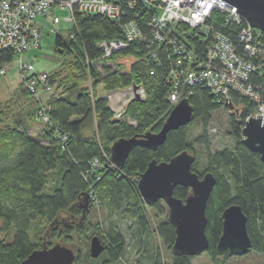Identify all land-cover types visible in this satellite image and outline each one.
Returning a JSON list of instances; mask_svg holds the SVG:
<instances>
[{
	"label": "trees",
	"instance_id": "trees-1",
	"mask_svg": "<svg viewBox=\"0 0 264 264\" xmlns=\"http://www.w3.org/2000/svg\"><path fill=\"white\" fill-rule=\"evenodd\" d=\"M75 15L76 21L67 37L59 33L55 39L61 63L59 69L49 71L53 90L46 98L52 124L46 123L42 135L33 136L20 124L1 125L3 110L0 109V232L12 234L8 240L2 238L0 264H19L34 249L49 247L46 237L43 241H34L30 236L31 223L39 216L48 224L47 234L53 230L55 235L73 240L74 233L82 228L76 219L81 216L83 222L86 217L82 197L91 191L110 211L132 212L146 228L144 199L131 177L141 175L152 159L169 160L185 149L194 151L189 123L199 121L207 126L217 110L222 107L230 110L227 102H220L210 88L201 84L191 86L193 92L188 100L193 117L187 125L171 130L165 143L157 147L134 145L123 164L113 163L111 146L117 139L149 130L158 131L162 127L172 108L168 100L173 88L170 66L165 59L160 65L148 54L146 47L138 43L103 58L98 43L103 39L123 38L121 26L103 14L76 11ZM227 31L238 41L233 27ZM256 31L264 37V31ZM125 57L134 58L130 68L123 62L115 66L104 64L101 69L97 66L107 59ZM13 59L11 49L0 48V63ZM254 80L264 91V65L258 69ZM99 84H103L106 91L133 85L144 88L145 97L131 99L122 113L135 120L136 125L123 118L114 120L116 113L110 107L108 97L96 92ZM22 87L36 103L35 97ZM231 99L237 108V111L230 110L229 117L233 146L210 151L207 167L202 171L195 169L198 157L192 152L197 157L194 169L200 175L212 171L217 177L206 210L210 245L199 256L177 254L173 250L170 264H193L194 258H197L196 264H223L234 256L220 254L217 250L223 227L222 213L233 203L240 204L247 215L252 240L250 252L261 254L264 264V161L259 152L243 143L241 132L247 114L254 107L251 101L236 93ZM32 111L39 118L38 104ZM61 134L68 138L62 140ZM201 136L197 140H201ZM94 158H99L101 164L91 170ZM56 168L60 171L59 184L51 193H45L48 175ZM190 190V187L178 185L174 194L185 199ZM166 205L164 200H158L150 206L160 216ZM91 206L90 202L87 212ZM168 215L163 216L157 230L165 244L173 249L176 229ZM100 237L106 246L100 257L92 258L87 251V261H81L77 255L74 264H123L119 260L126 250L122 231L110 229L108 235L100 234ZM90 238L88 235L87 239ZM150 261L149 264H165L159 252H152Z\"/></svg>",
	"mask_w": 264,
	"mask_h": 264
},
{
	"label": "built area",
	"instance_id": "built-area-1",
	"mask_svg": "<svg viewBox=\"0 0 264 264\" xmlns=\"http://www.w3.org/2000/svg\"><path fill=\"white\" fill-rule=\"evenodd\" d=\"M57 8L68 9L65 20L73 23L76 11L103 14L119 23L123 38L98 43L103 58L138 43L160 65L165 59L173 81L168 95L172 107L189 98L191 86L201 84L220 102H227L226 98L232 102L234 93L251 101L254 108L246 120L264 116V91L254 80L264 65V37L237 6L225 0H0V48L11 49L18 58L21 79L37 100L38 115L44 123L52 124L45 98L53 90L50 72L36 70L24 56L40 46L43 19L55 25L52 31H59ZM230 27L237 31L238 41L228 33ZM9 70V62L0 63V75ZM141 92L145 95L144 88ZM60 137L64 141L68 138L66 134ZM91 164L95 170L101 163L94 158ZM140 178L131 177L137 185ZM90 196L94 202L98 199L93 191Z\"/></svg>",
	"mask_w": 264,
	"mask_h": 264
},
{
	"label": "water",
	"instance_id": "water-1",
	"mask_svg": "<svg viewBox=\"0 0 264 264\" xmlns=\"http://www.w3.org/2000/svg\"><path fill=\"white\" fill-rule=\"evenodd\" d=\"M235 6L246 20L255 28L264 31V0H225ZM140 85H133V98L143 99ZM227 99L230 110H236ZM193 117V108L187 98L181 99L171 108L162 127L158 131H147L131 137H121L111 146V160L121 165L128 157L134 145L157 147L165 143L168 133L187 125ZM118 121L119 118H115ZM242 141L251 150L259 152L264 161V116L254 115L247 119L242 127ZM196 155L188 149L174 155L169 160L152 159L139 181V192L148 205L164 200L169 208V220L176 229L173 250L177 254L199 256L210 245L207 235L209 218L206 210L211 193L217 183L212 171L200 175L193 167ZM190 187L185 199L175 196L176 186ZM88 193L82 197L84 216L89 208ZM222 233L217 242L220 254L230 253L241 256L252 250V240L248 231V217L238 203L227 206L223 213ZM2 236L0 232V243ZM106 246L101 237L93 235L89 243L90 255L98 258ZM77 253L71 247L56 243L50 247L34 249L19 264H74Z\"/></svg>",
	"mask_w": 264,
	"mask_h": 264
},
{
	"label": "rangeland",
	"instance_id": "rangeland-1",
	"mask_svg": "<svg viewBox=\"0 0 264 264\" xmlns=\"http://www.w3.org/2000/svg\"><path fill=\"white\" fill-rule=\"evenodd\" d=\"M57 14L61 18V21L57 25L59 31H52L51 29L56 28L55 25L51 20L43 19L44 26L42 28L40 46L29 50L24 56L25 59L35 64L36 70L55 71L60 68L61 56L56 51L55 39L59 33L67 37L69 30L73 26V22L65 20V17L69 14L68 9L57 8ZM133 61V57H125L118 60L107 59L97 63V66L101 69L104 64L115 66L117 63L123 62L127 68H130ZM18 64V58H14L9 62L10 70L4 75H0V109L3 110V122L1 125L15 126L20 124L21 128L26 129L33 136L42 135L46 123H44L39 116V118H37L33 115L32 109L37 106L38 102L34 99L36 104L28 93H24L22 87L24 84L21 79ZM119 91H128L130 95L132 94V86L106 91L104 85L99 84L96 92L98 95H106L109 99L110 107H116L118 109L114 110L112 108L117 118L126 119L128 122L136 125L135 120L127 116H122L127 105H123V101L120 102L116 98L117 92ZM46 95L47 97L49 96L48 94ZM230 114V110L222 107L214 113L211 122L207 126L202 125L199 121H192L189 123L188 132L190 140L194 145V151L192 152L198 157V161L195 164L196 170L202 171L207 167V157L210 151L213 152L220 148L233 146L234 137L230 132L229 125ZM205 130L206 132L204 133ZM200 136L202 137L200 138L201 140H197V137ZM59 180L60 171L56 168L49 173L47 184L43 191L45 193H51L53 189L58 186ZM90 202L92 206L89 212H87L83 222L80 221L81 216L76 219L77 223H81L80 226L82 228L77 229L74 233L73 240L67 241L64 237L57 236L53 233V230L50 235L49 233L47 234L48 224L40 216L31 223L29 230L31 238L34 241H41L46 237L45 240H47L49 247L56 243L67 245L74 249L77 255L80 256L81 261L84 262L87 261L86 255L87 251H89L91 239H87V236L89 235L92 237L95 234L99 236L100 234L108 235L110 229H117L122 231L126 240L125 253L119 259L123 264H149L151 262L152 252H159L165 264H170L172 262L173 249L165 244L157 230L161 219L169 212L167 205L163 214L160 213V216H158L156 213L157 211L143 200L148 222L147 227L143 228L132 212L125 210H116L112 212L106 205L104 206L103 203H100L98 199L94 202L91 198L89 203ZM1 223L2 221H0V224ZM11 235L10 232L1 231L2 238L6 240H8L7 238L11 237ZM196 263L197 258H194L193 264ZM223 264H262V255L256 252H249L241 256L234 255Z\"/></svg>",
	"mask_w": 264,
	"mask_h": 264
},
{
	"label": "crops",
	"instance_id": "crops-1",
	"mask_svg": "<svg viewBox=\"0 0 264 264\" xmlns=\"http://www.w3.org/2000/svg\"><path fill=\"white\" fill-rule=\"evenodd\" d=\"M131 93L133 94H130L128 93V91H119L117 92V95H116V98L121 102L123 101V105H127V103L129 102L130 99H132L134 97V92L133 90L131 91ZM132 97V98H131ZM45 98H47V95L45 96ZM121 107V105H120ZM114 110H118L116 107H112Z\"/></svg>",
	"mask_w": 264,
	"mask_h": 264
},
{
	"label": "snow or ice",
	"instance_id": "snow-or-ice-1",
	"mask_svg": "<svg viewBox=\"0 0 264 264\" xmlns=\"http://www.w3.org/2000/svg\"><path fill=\"white\" fill-rule=\"evenodd\" d=\"M209 7H211V5H209Z\"/></svg>",
	"mask_w": 264,
	"mask_h": 264
}]
</instances>
